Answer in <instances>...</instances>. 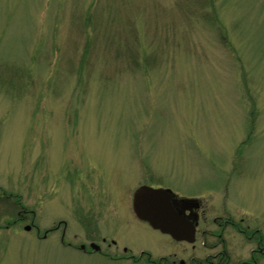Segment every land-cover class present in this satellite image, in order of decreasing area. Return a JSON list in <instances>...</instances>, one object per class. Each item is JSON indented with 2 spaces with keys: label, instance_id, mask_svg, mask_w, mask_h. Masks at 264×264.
I'll use <instances>...</instances> for the list:
<instances>
[{
  "label": "rangeland",
  "instance_id": "1",
  "mask_svg": "<svg viewBox=\"0 0 264 264\" xmlns=\"http://www.w3.org/2000/svg\"><path fill=\"white\" fill-rule=\"evenodd\" d=\"M142 181L194 244L133 221ZM239 226L264 246V0H0V264H241Z\"/></svg>",
  "mask_w": 264,
  "mask_h": 264
},
{
  "label": "water",
  "instance_id": "2",
  "mask_svg": "<svg viewBox=\"0 0 264 264\" xmlns=\"http://www.w3.org/2000/svg\"><path fill=\"white\" fill-rule=\"evenodd\" d=\"M173 201L174 195L170 190L140 186L133 193V210L138 218L153 228L175 240L191 243L195 240V224L181 214Z\"/></svg>",
  "mask_w": 264,
  "mask_h": 264
},
{
  "label": "flooded vegetation",
  "instance_id": "3",
  "mask_svg": "<svg viewBox=\"0 0 264 264\" xmlns=\"http://www.w3.org/2000/svg\"><path fill=\"white\" fill-rule=\"evenodd\" d=\"M151 176V175H150ZM150 178V177H149ZM127 190L129 189V187H127L126 188ZM134 189V188H133ZM125 191V190H124ZM132 193V192H131ZM131 193H130V211H131V213H130V217L133 219V221H137L139 224H141V225H144V226H147L148 224L146 223V222H143V221H140V220H138L137 219V217L133 214V211H132V207H131V205H132V195H131ZM123 194H124V192H123ZM123 194H122V198H123ZM181 209H182V211H183V214L186 216V217H188L189 219H191V220H197V221H199V213L197 212V210H195L194 208H192V207H190V206H183V207H181ZM128 212V211H127ZM87 218V217H86ZM64 225V228H63V233H62V237H63V234H64V231H65V228H66V222H64L63 223ZM56 228H58L57 226L56 227H54V228H50L49 229V231L50 230H55ZM239 231H242V232H244L245 231V228L244 227H239V229H238ZM46 233H48V232H45L44 233V236H45V234ZM92 240H90L89 242H88V247H86L85 245H83L84 247H82L81 248V245H80V249L82 250V251H84L85 253H87V254H91V253H89V252H93V251H95V252H100L101 251V247H100V245L98 244V242L96 241H94V239L93 238H91ZM109 238H106V237H103L102 238V243L103 244H106V248H109L111 245L112 246H116L117 245V241H115V240H113V239H110L109 240V242L107 243V240H108ZM91 243H96V245H97V247L96 248H91V246H90V244ZM87 249H89L88 251H87ZM260 250V246L258 245V249H257V251L256 252H258ZM108 257V259H110V260H113V261H121V260H126V261H132V262H136V259H135V255H134V253L132 252V250L130 249V248H128L127 246H122V255H119V256H107ZM164 264H170L169 263V261L168 260H166L165 262H164ZM171 264H173V263H171ZM179 264H181V262H179Z\"/></svg>",
  "mask_w": 264,
  "mask_h": 264
}]
</instances>
